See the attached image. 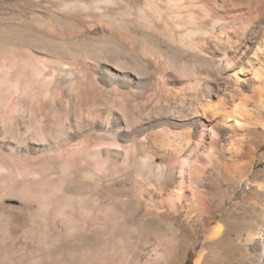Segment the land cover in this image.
Returning <instances> with one entry per match:
<instances>
[{"label":"bare ground","instance_id":"bare-ground-1","mask_svg":"<svg viewBox=\"0 0 264 264\" xmlns=\"http://www.w3.org/2000/svg\"><path fill=\"white\" fill-rule=\"evenodd\" d=\"M263 144L264 0H0V264H264Z\"/></svg>","mask_w":264,"mask_h":264},{"label":"rangeland","instance_id":"rangeland-1","mask_svg":"<svg viewBox=\"0 0 264 264\" xmlns=\"http://www.w3.org/2000/svg\"><path fill=\"white\" fill-rule=\"evenodd\" d=\"M38 116V115H37ZM37 123L34 122V126H32V128H36V130L38 131L39 129V116L36 117V114H33L32 116V120L36 121ZM33 124V123H31ZM37 124V125H36ZM210 128L209 126L207 128H205V132L204 135L206 137V139H208V137L210 136ZM217 140H219L221 138V135L217 134V136L215 137ZM208 140L205 142L207 143ZM259 157H258V164L257 166L259 168H264V144L261 147L259 153H258ZM225 187L222 186L219 188V191H224ZM236 221V222H235ZM233 222V223H232ZM230 222V224L237 230H240V232L245 233V231L247 230V228L249 227V223L248 221H240V220H234ZM150 225L153 227L154 229V234H163V231H166V225H162V229L159 228V222L157 220H152L150 222ZM234 235H236V233H234ZM213 246V247H212ZM241 247V248H240ZM241 246H236L233 244H228V243H221V244H215V245H211L209 246V260L212 262V264H248V258L250 257V255L247 257V253L245 252V248ZM195 259L196 256L194 257H190L189 260L192 262V264L195 263Z\"/></svg>","mask_w":264,"mask_h":264}]
</instances>
